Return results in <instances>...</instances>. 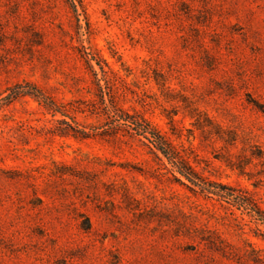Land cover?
I'll list each match as a JSON object with an SVG mask.
<instances>
[{
	"label": "rangeland",
	"instance_id": "374dc122",
	"mask_svg": "<svg viewBox=\"0 0 264 264\" xmlns=\"http://www.w3.org/2000/svg\"><path fill=\"white\" fill-rule=\"evenodd\" d=\"M229 193L264 209V0H0V264H264Z\"/></svg>",
	"mask_w": 264,
	"mask_h": 264
},
{
	"label": "trees",
	"instance_id": "16d2710c",
	"mask_svg": "<svg viewBox=\"0 0 264 264\" xmlns=\"http://www.w3.org/2000/svg\"><path fill=\"white\" fill-rule=\"evenodd\" d=\"M88 65L95 74L96 77L99 76V72L95 69L93 60L88 59ZM97 64L100 66L101 72L104 75V78H107L108 70L106 66L103 65L99 60ZM99 81L102 80L98 79ZM101 87H103L101 85ZM105 93V91H104ZM104 96V95H103ZM112 98V96H111ZM113 101V98H112ZM114 102V101H113ZM113 110L119 114V122L121 127H132L134 128L140 136L148 139L150 141V147L154 150V153L160 158L161 152L172 164L174 168V177L179 182L187 185L183 180L186 179L191 182L194 186L199 187L201 191L208 197L217 196L218 198L227 197L220 190L214 189V185L206 181V177H203L192 165L191 163L179 152L147 119L138 118V116L131 115L127 111H123V114L117 112L119 109L114 103L112 106H107V111L111 112ZM122 110V109H121ZM178 173L180 176H177ZM228 197L231 199H238L240 203L246 207L257 219L264 220V209L251 197L248 195L239 194L236 196L234 193H229ZM222 242V239H221Z\"/></svg>",
	"mask_w": 264,
	"mask_h": 264
}]
</instances>
